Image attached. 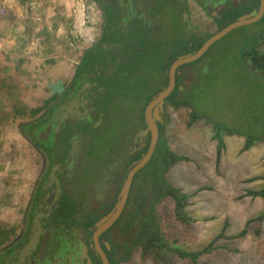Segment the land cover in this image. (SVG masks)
<instances>
[{
  "label": "rangeland",
  "instance_id": "1",
  "mask_svg": "<svg viewBox=\"0 0 264 264\" xmlns=\"http://www.w3.org/2000/svg\"><path fill=\"white\" fill-rule=\"evenodd\" d=\"M35 2L29 1L28 8L23 0H11V6H6V13L0 19V37L9 38L6 34L9 26L17 33L15 48L9 53L0 52V65H5L0 67V248L23 231L30 194L41 172L42 157L20 134V129L39 115L34 109L49 105L44 102L55 85L47 66L56 65L67 49L66 56L74 50L70 58L79 61L78 54L84 47L79 41L83 39V28L92 44L101 29L102 15L92 0H85L84 13H79L78 6L73 7V14L65 18L62 36L58 34L62 26L58 20L68 11L56 4L46 12L39 8L41 0ZM49 5L51 2L46 7ZM20 8L25 11L22 20ZM42 20L50 21L52 29L43 28ZM169 23L172 35L184 39L175 19ZM205 28L210 33L217 31L215 27ZM22 35L25 40L20 41ZM178 47L172 54L192 53L185 41ZM259 61L263 70L257 65ZM200 64L203 68L195 74L194 81L182 89L187 91L186 99L196 101L201 113L228 123L236 116H246L249 109L253 116H264V82L254 92L248 84L249 73L264 79L263 22L235 28L191 65L199 68ZM240 71L245 73L237 74ZM195 86L196 90L192 91ZM192 112L190 104L178 107L169 104L164 129L172 153L187 157L171 164L164 174L166 182L187 195L185 216L176 211L171 196L154 200L152 168L143 169L145 190L135 200L138 221L133 233L141 229L140 221L153 211L167 246L157 250L138 244L118 264H264V219H259L264 215V197L250 194L264 189V141H256L243 151L245 136L221 130L224 145L218 163L220 140L213 123L204 116L192 120ZM115 128L111 125L110 133L105 134L101 130L97 144L116 142ZM95 217L96 214L88 216L86 223ZM119 224L124 230L125 221L120 219L116 225ZM225 225L224 237L213 245L215 250L200 255L197 262L177 254L178 249L193 252L205 248ZM77 241L73 239L76 247ZM79 254L73 260L77 261Z\"/></svg>",
  "mask_w": 264,
  "mask_h": 264
},
{
  "label": "flooded vegetation",
  "instance_id": "2",
  "mask_svg": "<svg viewBox=\"0 0 264 264\" xmlns=\"http://www.w3.org/2000/svg\"><path fill=\"white\" fill-rule=\"evenodd\" d=\"M92 1L102 15L98 39L80 58L72 81L36 119L21 128L42 157V166L30 194L31 210L25 212L27 228L2 245L0 264L83 263L80 246L85 242L91 251L93 247L92 235L89 237L82 223L92 214L114 208L136 157L148 150L152 131L147 108L169 84L170 61L181 56L172 54L174 49L185 41L193 53L202 40L214 34L205 27L218 30L219 21L234 7L229 0ZM171 19L184 39L169 31ZM191 64L177 69V87L182 89L194 81L203 68V64L199 68ZM168 98L158 107L161 119L156 107L150 111L158 127L157 145L167 119ZM28 125L32 127L25 130ZM111 125L116 127V142L97 144L98 133H110ZM139 172L121 216L137 214L135 200L146 183ZM36 218L41 228L36 226ZM120 228L113 231V240L127 237ZM35 234L39 236L36 248L25 253L24 246ZM102 235L104 243L107 239ZM74 238L78 247L73 245ZM79 252V259L73 260Z\"/></svg>",
  "mask_w": 264,
  "mask_h": 264
},
{
  "label": "trees",
  "instance_id": "3",
  "mask_svg": "<svg viewBox=\"0 0 264 264\" xmlns=\"http://www.w3.org/2000/svg\"><path fill=\"white\" fill-rule=\"evenodd\" d=\"M233 2H234L233 11H230L228 14H225V16L219 21L218 30L225 27L227 24L236 21L243 14L256 12L260 5V0H229L230 4H232ZM262 22L264 24V17L257 23H262ZM210 36L202 40L201 41L202 43H200L196 48H194L193 52L197 51L202 46V44L206 41V39H208ZM175 60H176V57H173L170 63L171 62L173 63ZM261 64H262V61H259L257 63L259 69L263 70V66ZM82 69H83L82 66L79 67L78 72H80ZM243 72L245 73V71H240L237 74H240ZM249 75L251 76V78L247 76L248 78H250V83L248 84L252 86V89H253L252 91L254 92V88H256L255 91L261 89L258 86L264 82V79L257 77L253 75L252 73H249ZM196 87L197 86H195L192 91L196 90ZM184 95H185L184 90L179 88V86L178 87L176 86V89L173 91V93L168 98V102H170V104L175 107L190 104L193 107L192 120H195L201 116H204L207 118V120L210 123H213L216 129L215 130L216 137L219 138L220 140L218 152H217L218 163L220 162L221 155H222V147L224 145L222 141L223 139L220 133L221 130H225L229 134H240V135L245 136L246 140H245L244 147L242 149L243 151L249 150L256 141H259V140L264 141V116L262 117L253 116L252 110L249 109V112L246 114V116L242 118L236 116L235 118H233L231 122L228 123L227 120H218L211 115H205L201 113L199 110V107L196 104V101L190 102L188 99L184 97ZM185 96L188 97L187 94ZM46 107H47V104H45V107H42V106L37 107V109H34L35 114L41 113ZM167 122H168V119H166L165 123L163 124L159 143L153 153L152 158L150 159L149 163L146 165L145 168L151 167L153 174H154L153 176L154 200H161L166 196H171L174 199L176 211L180 213V215L185 216L184 207H185V203L187 200V195L184 193H181L179 190L174 189L172 184H169L168 182H166V179L164 177L166 170L169 168L171 164L177 161H180V160L187 159L186 156L176 155L172 153V151L169 149L167 145L166 137L164 135V129H165ZM31 127H32L31 125H28L25 130H28ZM146 151L147 149L139 153L135 159V162L141 159L143 155L146 153ZM142 171L143 169L139 172V174H141ZM250 194L255 195V196L264 197V189L261 191H251ZM112 209L109 208L104 213L97 215V217H95L91 222L82 223L83 228H85L89 237H91V235L93 234L92 232L95 229L96 221H98L100 217L102 218L103 217L102 215H106L107 213H109ZM137 217H138L137 214H130L129 216H127L126 214L122 215L120 219L125 221L126 223L125 229L123 230L122 228H120L121 227L120 224L114 225V227H112L111 229H109L102 235L103 237H106L107 241L110 243V248H108L104 243H101L103 249L105 250V253L108 256L110 264H118L120 261L127 259L130 255L132 248H134L138 244L145 248L152 247V248H156L157 250H163L167 246L165 245L166 243L164 241V238L160 232L159 227L156 224V221H155L156 219H155L153 211L152 212L149 211V214H147L146 218L140 221L139 226H141V229L137 233H133V228L135 229L137 227L135 224V220L137 219ZM259 219L263 220L264 215L259 217ZM118 222L116 224H118ZM119 228L125 234L128 233V235L127 237L125 236L126 238H124V240H113L111 238L112 233L113 231L118 232ZM226 228H227V225L223 227L219 235L216 236L212 240V242L205 248L198 250V251H193V252L178 249L177 254L180 257H183L185 259H190L194 262H197V259L200 255L204 253H211L215 250L216 247L213 248V245L218 239L224 237ZM244 233H245V230L240 235H243ZM89 241L90 243H92L91 239ZM87 245L89 247V254L93 260V263L102 264V260L100 256L96 253L95 249L93 248V250L91 251L90 245L88 243ZM81 248L82 247L80 246V250ZM82 264H86V260H83Z\"/></svg>",
  "mask_w": 264,
  "mask_h": 264
},
{
  "label": "water",
  "instance_id": "4",
  "mask_svg": "<svg viewBox=\"0 0 264 264\" xmlns=\"http://www.w3.org/2000/svg\"><path fill=\"white\" fill-rule=\"evenodd\" d=\"M263 17H264V0H260V5L256 12H251V13L240 16L236 21L227 24L225 27L221 28L220 30L212 34L208 39H206V41L202 44V46L197 51L179 56L171 64V67L169 70L168 86L164 88L162 91H160L156 97H154V99L150 102L147 108L148 129L152 131V139H151L149 148L147 152L143 155V157L139 159L137 162H135L132 168L129 170V173L127 177L125 178V181H124L121 193H120V198L118 202L116 203V205L114 206V208L95 223V229L92 234L91 246L95 249L96 253L100 256L102 260V264H110V261L108 259L107 254L105 253V250L103 249L101 245L100 237L107 230H109L120 218L124 210V207L126 205L129 190H130L132 180L135 174L141 171L144 167H146V165L149 163L150 159L153 156V153L156 149V145L158 141V127L153 121V119L151 118L150 111L153 107H156V114H157L156 116L158 117V119H161V117L157 113L158 107L162 108L166 98H168L174 91L175 86H176L177 69L183 64L191 63V62H194L200 59L214 43H216L218 40L226 36L228 33H230L235 28L257 23ZM44 155H45L46 160L48 161L47 154L45 152H44ZM31 207H32V204H30V206L28 207V211L31 210ZM27 215H29V213ZM27 223H25L22 233L26 230L27 225H28ZM35 224L38 228H41V223L38 218L35 219ZM38 240H39L38 234L30 236L27 244L23 248V251L25 253H29L31 250L35 249L37 246ZM104 243L108 248H110V243L108 241H105ZM81 257H82V260H86V264H94L89 254V247L85 242L83 243V246H82Z\"/></svg>",
  "mask_w": 264,
  "mask_h": 264
},
{
  "label": "crops",
  "instance_id": "5",
  "mask_svg": "<svg viewBox=\"0 0 264 264\" xmlns=\"http://www.w3.org/2000/svg\"><path fill=\"white\" fill-rule=\"evenodd\" d=\"M27 3V5L29 4L28 2L31 1V0H23ZM37 2V0H36ZM35 2V3H36ZM41 4H39V8H42V9H46V12H48L49 9H52V8H55V5L56 4H59L62 8L64 7V9L66 11H68L67 14H65V17H60L59 18V23L62 25L61 26V30L60 32L58 33L59 35H63L64 32H65V24H64V21H65V18L68 19L70 17V14H73L72 10H73V7L74 6H78V10H79V13H84V9H85V0L82 2V0H41ZM51 2V5L47 6L46 7V4ZM82 2V3H81ZM4 3H5V6H11V0H4ZM37 4V3H36ZM30 6L28 5V8ZM36 7V6H35ZM38 8V9H39ZM20 11V14L23 16L21 18V20L24 18V12L25 11H22V9L20 8L19 9ZM80 14L77 16L78 18H80ZM38 16H40L39 14H37ZM43 16V15H42ZM47 16H49L47 14ZM19 20V22L21 21ZM52 21V19H51ZM50 21L48 20H42V23H43V28H49V29H52V27H50ZM53 21L51 23V25H53ZM68 25V24H67ZM2 26V22L0 23V27ZM79 28V27H78ZM218 31V30H217ZM87 33L88 31L83 28V36H82V40L79 39V41L84 45L83 47V51L78 54V56L81 58L82 55H84V53L86 52V50L92 45L91 43V39H87ZM6 34L10 35L8 36L9 38H7L5 40L4 37H1L3 39V43H2V46L0 47V52H4V53H9L11 52L15 47L13 46V43H14V38L16 37L17 33H14V31H12L11 27H7V31H6ZM20 38V41L21 40H25L23 35L19 37ZM13 39V40H12ZM5 41L7 42L5 44ZM87 41V43H86ZM21 43V42H20ZM5 44V45H4ZM4 46V47H3ZM6 46V47H5ZM73 51L74 50H71L69 51V57L66 56L67 52H68V49L64 52V58L63 59H60L59 62L56 64V65H49L47 66L48 67V70H50L52 72V75H53V79L52 81L54 82L53 83V91H51L49 97L46 99V101L44 103H47L50 104V102L56 98V96L60 93V91L62 89H64V87H66L71 81L72 79L74 78V76L76 75V72H77V68H78V64L80 62V59L79 61L78 60H73L72 58H70V56L72 55L73 56ZM3 66L5 65H0V67L3 68ZM40 114V113H39ZM25 125V124H24ZM23 125V127H24ZM20 134L27 140L26 136L23 135L21 129H20ZM28 141V140H27ZM29 142V141H28ZM30 145H32L30 142H29ZM33 146V145H32ZM34 147V146H33ZM34 149L37 151V149L34 147ZM38 152V151H37ZM37 179V178H36ZM35 190V189H34Z\"/></svg>",
  "mask_w": 264,
  "mask_h": 264
},
{
  "label": "built area",
  "instance_id": "6",
  "mask_svg": "<svg viewBox=\"0 0 264 264\" xmlns=\"http://www.w3.org/2000/svg\"><path fill=\"white\" fill-rule=\"evenodd\" d=\"M6 13V6L4 3V0H0V19L3 17ZM3 39L0 37V47L2 46Z\"/></svg>",
  "mask_w": 264,
  "mask_h": 264
}]
</instances>
